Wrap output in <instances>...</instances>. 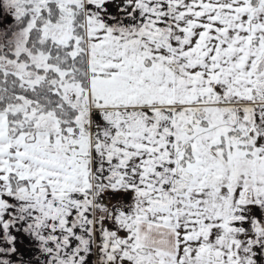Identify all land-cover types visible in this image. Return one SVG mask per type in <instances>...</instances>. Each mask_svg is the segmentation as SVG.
I'll list each match as a JSON object with an SVG mask.
<instances>
[{"label": "snow or ice", "instance_id": "6c2138e0", "mask_svg": "<svg viewBox=\"0 0 264 264\" xmlns=\"http://www.w3.org/2000/svg\"><path fill=\"white\" fill-rule=\"evenodd\" d=\"M0 264H264V0H0Z\"/></svg>", "mask_w": 264, "mask_h": 264}, {"label": "crops", "instance_id": "0c3cea01", "mask_svg": "<svg viewBox=\"0 0 264 264\" xmlns=\"http://www.w3.org/2000/svg\"><path fill=\"white\" fill-rule=\"evenodd\" d=\"M22 250H23V248H22Z\"/></svg>", "mask_w": 264, "mask_h": 264}]
</instances>
